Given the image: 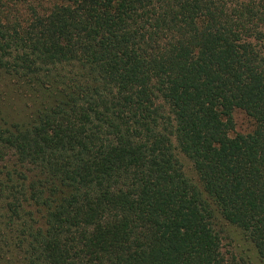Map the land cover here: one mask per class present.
I'll list each match as a JSON object with an SVG mask.
<instances>
[{
  "label": "trees",
  "instance_id": "1",
  "mask_svg": "<svg viewBox=\"0 0 264 264\" xmlns=\"http://www.w3.org/2000/svg\"><path fill=\"white\" fill-rule=\"evenodd\" d=\"M6 75L0 264H264V0H0Z\"/></svg>",
  "mask_w": 264,
  "mask_h": 264
},
{
  "label": "rangeland",
  "instance_id": "2",
  "mask_svg": "<svg viewBox=\"0 0 264 264\" xmlns=\"http://www.w3.org/2000/svg\"><path fill=\"white\" fill-rule=\"evenodd\" d=\"M12 81L14 82V79H12L10 76L2 77L0 76V83H3V89L6 91H9L6 95L5 100V106H4V112L6 110V113H9L8 116L10 117H19L22 114L26 112L25 108H23L20 111H18V107L23 106L22 102H20L18 93L16 91H11L12 88H14V85H12ZM11 91V92H10ZM24 102V101H23ZM25 110V111H24ZM5 113V114H6ZM236 125L238 129L244 130L250 126L249 120L240 112L236 113ZM185 163V167L188 171H191L190 163L187 159H183ZM229 229V228H228ZM233 230V229H231ZM229 230V237H231L232 246L234 247V250H236L237 253L243 254L245 257H247L248 261L251 260L252 264H260L258 259L256 258L255 252L253 248L238 235L235 230L231 231Z\"/></svg>",
  "mask_w": 264,
  "mask_h": 264
}]
</instances>
